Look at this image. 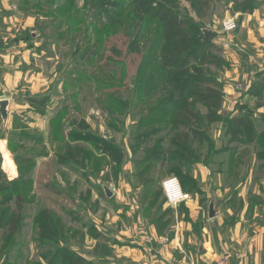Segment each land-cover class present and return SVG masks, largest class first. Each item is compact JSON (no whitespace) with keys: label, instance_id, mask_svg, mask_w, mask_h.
Here are the masks:
<instances>
[{"label":"rangeland","instance_id":"rangeland-1","mask_svg":"<svg viewBox=\"0 0 264 264\" xmlns=\"http://www.w3.org/2000/svg\"><path fill=\"white\" fill-rule=\"evenodd\" d=\"M254 1L0 0L13 11L6 14H17L3 24L24 43L19 67H10L21 77L16 92L0 73V101H9L8 119L0 114V264H127L114 248L127 244L125 235L122 243L114 239L116 216L126 234L136 192L147 219L173 223L163 189L169 177L193 181L210 199L216 193L235 216L246 209L254 230L264 205V71L255 81L258 97L231 83L237 96H225L222 119L207 125L192 87L175 91L181 82L163 68L173 39L153 13L163 2L197 25L203 42L204 31L212 32L198 54L215 61L209 76L226 95L231 58L244 55L237 37L244 14L264 11V0ZM230 19L237 27L227 31ZM183 75L195 74H173ZM44 99L43 110L29 102ZM235 116L252 131L232 141L227 120Z\"/></svg>","mask_w":264,"mask_h":264},{"label":"crops","instance_id":"crops-1","mask_svg":"<svg viewBox=\"0 0 264 264\" xmlns=\"http://www.w3.org/2000/svg\"><path fill=\"white\" fill-rule=\"evenodd\" d=\"M5 6L8 4L3 2L0 7V73L3 74L1 82L3 81L2 85L7 86L9 90L16 92L17 81H21V77L19 73L14 75L10 67H19L16 60L22 54L24 43L20 42L16 28H11L9 24L10 27H5L3 24L17 20L15 12L6 14L12 10L4 8ZM244 15V21L237 34L244 55H236L237 59L236 56L231 58L233 63L227 75L230 81L226 83V97L237 96L231 83H239L247 93L257 75L264 71V11L256 9ZM12 54L14 55L11 56ZM9 58H13L12 63H9ZM12 83L14 88L11 87ZM4 91L8 92L5 88ZM261 111L264 112L263 109ZM203 193L205 195L202 201L199 195L190 194L195 199H190L178 207H185V214L180 215L179 209L174 208V222L168 224L163 233H160L156 225L145 217L135 192L134 206L130 205L132 209L129 207L132 211H127L128 216L132 215L127 218L129 223L126 234L119 232L126 223L119 215L116 216L117 236L114 239L117 244L122 241L123 235L127 239L126 245H114L116 253L125 257L127 264H216L222 258L227 259L230 264H264V205L262 211L255 210L260 211V214L254 216V219L259 220L254 224L253 230L252 226L245 224L243 216H246V209L238 213L237 217L234 207L222 203L216 193L213 192L212 199L209 198L210 192L203 190ZM221 196L220 193L219 197ZM119 198L120 196H117V199ZM213 201L217 214L214 219H210L209 207ZM119 205L125 207L126 203Z\"/></svg>","mask_w":264,"mask_h":264},{"label":"trees","instance_id":"trees-1","mask_svg":"<svg viewBox=\"0 0 264 264\" xmlns=\"http://www.w3.org/2000/svg\"><path fill=\"white\" fill-rule=\"evenodd\" d=\"M254 1V0H252ZM255 2V1H254ZM162 3V4H161ZM159 3L153 12L157 17L161 15L162 21L168 23V27L165 30V37L168 41L173 39V42L170 46V50H164L161 55V61H163V68L166 72H168V77L171 82H181V84L175 89V91H180L186 89L187 87H192L191 96L194 98L195 103L202 104L207 109V114L204 119L207 125H211L213 123L219 122L222 119L221 109L225 102V94L221 90V84L212 76V74L208 71V66H211L215 61H207L209 58L205 54L203 57H200L198 53L207 49L210 45L209 42H203L202 38L199 37L201 35L200 29L197 25L190 22L188 19L184 17H179L176 14H173L171 10H166L164 8L163 2ZM256 7V4L251 7L253 10ZM250 10V7H247ZM250 12V11H247ZM150 13L146 11L144 14ZM245 13V12H244ZM192 30L196 32V35H193ZM198 63L194 66L193 69L190 68V64ZM207 68V69H206ZM182 72L183 74H187L191 71L194 77H185V75L180 76L177 80V77L173 76L175 71ZM208 71V72H207ZM182 87V88H181ZM261 88L260 84H256L255 82L247 92L248 95H252L258 97V90ZM168 88H164V91ZM179 96H184V93L181 92ZM32 105H41V109H44L46 105V100L44 99L41 103L37 102V100L29 101ZM190 106V105H189ZM192 111V110H191ZM190 113V119L194 118L198 120L196 114ZM200 120V119H199ZM228 123V134L231 136L232 141L239 140L242 136L247 135L248 132H251L252 126L250 122H248L244 117L235 116L233 118H229L227 120ZM178 178V177H177ZM179 179V178H178ZM182 179V178H181ZM180 181V180H179ZM183 181V179H182ZM182 188L185 192L191 195H203V190H198V188L193 186V181L187 182L186 180L181 182ZM183 183V184H182ZM190 185L187 190L184 186ZM166 203V200H165ZM155 209V208H154ZM145 213V211H144ZM160 233L167 228L168 224L164 223L163 225H157L155 221H152ZM49 230V229H48ZM48 243L52 242V240H46ZM62 253L66 252L65 248H60ZM58 254V253H57Z\"/></svg>","mask_w":264,"mask_h":264},{"label":"built area","instance_id":"built-area-1","mask_svg":"<svg viewBox=\"0 0 264 264\" xmlns=\"http://www.w3.org/2000/svg\"><path fill=\"white\" fill-rule=\"evenodd\" d=\"M226 30L236 29V22L233 20L226 21ZM164 194L168 206L177 208L190 200V194L185 192L177 177H169L163 182ZM216 264H230L227 259L222 258Z\"/></svg>","mask_w":264,"mask_h":264},{"label":"water","instance_id":"water-1","mask_svg":"<svg viewBox=\"0 0 264 264\" xmlns=\"http://www.w3.org/2000/svg\"><path fill=\"white\" fill-rule=\"evenodd\" d=\"M204 34H205L204 41L208 42L212 37V32L209 30H205ZM8 107H9L8 100L0 101V114L4 120L8 119ZM106 194L108 198H111L113 196V193L109 189H106ZM216 214L217 212L215 210V202L213 201L209 207V218L214 219L216 217Z\"/></svg>","mask_w":264,"mask_h":264}]
</instances>
